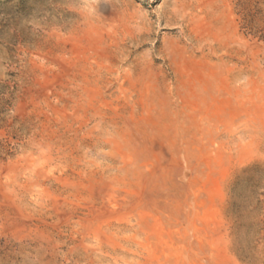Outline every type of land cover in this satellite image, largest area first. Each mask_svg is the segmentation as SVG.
Wrapping results in <instances>:
<instances>
[{
  "label": "rangeland",
  "instance_id": "374dc122",
  "mask_svg": "<svg viewBox=\"0 0 264 264\" xmlns=\"http://www.w3.org/2000/svg\"><path fill=\"white\" fill-rule=\"evenodd\" d=\"M264 0H0V264H264Z\"/></svg>",
  "mask_w": 264,
  "mask_h": 264
},
{
  "label": "trees",
  "instance_id": "16d2710c",
  "mask_svg": "<svg viewBox=\"0 0 264 264\" xmlns=\"http://www.w3.org/2000/svg\"><path fill=\"white\" fill-rule=\"evenodd\" d=\"M261 39H264V37H261Z\"/></svg>",
  "mask_w": 264,
  "mask_h": 264
}]
</instances>
